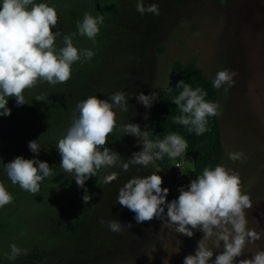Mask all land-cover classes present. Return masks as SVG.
Here are the masks:
<instances>
[{
    "label": "rangeland",
    "instance_id": "obj_1",
    "mask_svg": "<svg viewBox=\"0 0 264 264\" xmlns=\"http://www.w3.org/2000/svg\"><path fill=\"white\" fill-rule=\"evenodd\" d=\"M136 2L67 0L61 5L53 29L61 32L58 46H62L64 34L77 31V21L85 12L103 15L95 44L85 36L73 37L75 46L93 48L95 55L72 66L66 95L71 93L76 104L67 114L59 110L56 101L48 102V96L63 86L38 83L39 95L34 88L26 89L23 105H17L15 97L9 98L11 114L0 117V182L13 195L11 203L24 200L28 193L30 196L13 184L4 170V163L15 158L17 136L45 133L51 118L61 124L66 119L69 122L68 115L88 96L107 99L114 92H125L129 108L118 111L117 119L121 124H139L144 130L153 105L145 107L136 96L156 92L158 97L169 83L174 62H195L212 80L218 70H234L235 85L227 93L218 89V117L225 146L222 165L239 173L242 191L253 202L246 218L261 238L247 245L237 260L250 258L264 250V0H145L146 4H158L159 15H141ZM37 96L43 100H36ZM140 139L117 131L109 135L105 146L127 159L141 150ZM232 151H243V161L230 160L228 153ZM60 161L59 156L58 170L53 168L52 178L41 183L40 192L33 194L26 209L17 214L18 206L10 210L11 203L0 208V264H183L186 255L195 253L201 231L187 237L162 227L163 222L155 217L137 222L134 212L116 203L118 189L132 175L147 176L156 169L142 165L127 172L102 169L85 181L90 197L85 204L84 189L63 172ZM157 168L162 187L169 188V201L179 196L181 186L195 179L190 162L185 160L168 170ZM112 171L119 173L118 178L105 184L104 175ZM14 214L20 224L17 228L10 221ZM101 219L120 221L122 231H110ZM13 242L27 249V254L9 260L5 254Z\"/></svg>",
    "mask_w": 264,
    "mask_h": 264
},
{
    "label": "clouds",
    "instance_id": "obj_2",
    "mask_svg": "<svg viewBox=\"0 0 264 264\" xmlns=\"http://www.w3.org/2000/svg\"><path fill=\"white\" fill-rule=\"evenodd\" d=\"M136 11L141 15L160 14L157 3L146 4L145 0H137ZM57 23L55 5L37 0H0V117L11 114L8 107L10 97H15L17 105H23L26 103V89L41 82L50 85L64 83L71 78L74 62L83 63L94 57L93 48H78L73 37L85 36L95 44L104 23L103 15L93 16L85 12L77 21V31L62 36V46L56 43L61 32L53 30ZM236 74L227 68L218 70L212 86L223 88L227 93L236 83ZM181 85L182 90L172 98L179 110L174 121L187 126L189 132L201 135L209 130L208 117L219 114V105L205 99L207 92L203 88H193L183 80L177 88ZM128 97L125 92L117 91L107 99L91 95L79 101L71 124L56 142L61 157L59 167L84 189L82 199L85 204L90 201L85 181L97 176L102 169L118 168L127 172L136 165L156 169L147 176L132 175L118 189L116 203L134 212L137 222L155 217L163 222L162 227L187 237H192L195 230L201 231L203 235L197 241L195 253L186 255L183 264H264V250L255 252L250 258L237 260L244 255L247 245L261 238V233L248 226L246 210L253 207V202L249 194L242 191L239 173L222 164L205 167L187 186L178 189L177 198L169 201V188L162 187L163 178L155 162L165 155L176 158L184 154L187 140L175 132L153 140L139 124H121L117 119L118 111H128ZM136 98L150 108L157 100V93L146 95L140 92ZM35 99L43 100V97ZM117 131L142 138L138 141L142 144L141 150L125 159L116 150L105 146L109 135ZM28 148L36 154L41 151L38 140L29 141ZM228 158L243 161L245 155L243 151H232ZM4 170L13 184L33 194L40 192L41 183L54 171L38 155L31 159L16 156L4 163ZM118 175L117 171L104 175V183H111ZM12 200L13 195L0 182V208ZM101 224H106L110 231H122L123 224L116 219H101ZM9 248L10 252L5 254L9 260L28 252L14 242Z\"/></svg>",
    "mask_w": 264,
    "mask_h": 264
},
{
    "label": "trees",
    "instance_id": "obj_3",
    "mask_svg": "<svg viewBox=\"0 0 264 264\" xmlns=\"http://www.w3.org/2000/svg\"><path fill=\"white\" fill-rule=\"evenodd\" d=\"M66 1L43 0V2H46L49 5H55L57 13L60 12L61 5L65 4ZM159 51H161V49H159ZM86 73L87 70L85 74ZM181 80L189 83L193 88H203L207 92L205 99L218 103L219 91L212 86V79L204 73L202 68L195 62L183 63L181 61H176L173 63L168 85L157 97V100L152 106L146 130L148 132V138L153 140L157 138L162 139L164 136L172 132L182 135L188 143L185 153L176 158H169L167 155H165L163 159L157 160L155 163L157 167L162 168L163 170H168L175 163H179L183 160L188 161L192 166L194 178H196L197 175L202 173L205 167H214L217 164L223 163L225 156V146L223 143L222 127L218 115L208 117L207 128L209 130L201 135H196L194 132H189L187 130V126L178 124L174 121L175 116L179 114V110L177 109L178 106L172 102V98L178 95L182 90V85L181 87L177 88V84ZM56 85H59L60 87L63 86V88H59L60 90L58 89L56 93H51L48 96V102L50 100L56 101L59 110H62V113L67 114L69 109H75L74 106L76 101H74L71 93L69 94L70 96L66 95V93L69 92L68 83L65 82L63 85H61V83ZM75 89L76 88H74V90ZM70 90L73 91L71 88ZM38 91V88L35 86L34 93L36 95H39ZM73 114L74 113L72 112L68 115L69 122L66 119L64 124H61L60 122H57L55 119L51 118L47 126L49 129L48 131H44L45 133H38L39 131H34L32 135L25 133L20 137L17 136L16 144L13 146V155L15 157L23 156L26 159H31L38 155L40 160L47 161L49 165L55 169V171L58 170L57 165L59 163L58 157L60 154L55 145L57 140L65 134L67 128L71 124V118ZM31 140H38V143L41 146V151L38 154L29 150L28 142ZM52 176L49 178H52ZM28 194L26 197L24 196V200L20 198L18 201L13 202L14 204L11 203V206H9L11 208L10 210H14L18 206V214L19 211L26 209L33 199V193H30V196ZM19 204H22L24 207L19 208ZM14 218L15 214L12 216V220L10 221L11 224H15L17 228L20 225L19 220L17 222V217L15 219Z\"/></svg>",
    "mask_w": 264,
    "mask_h": 264
}]
</instances>
